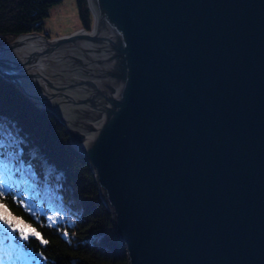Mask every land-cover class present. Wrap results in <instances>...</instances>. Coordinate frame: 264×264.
Listing matches in <instances>:
<instances>
[{
    "label": "water",
    "instance_id": "1",
    "mask_svg": "<svg viewBox=\"0 0 264 264\" xmlns=\"http://www.w3.org/2000/svg\"><path fill=\"white\" fill-rule=\"evenodd\" d=\"M87 6L90 30L0 44L35 95L0 75L84 155L126 264H264V0Z\"/></svg>",
    "mask_w": 264,
    "mask_h": 264
},
{
    "label": "trees",
    "instance_id": "2",
    "mask_svg": "<svg viewBox=\"0 0 264 264\" xmlns=\"http://www.w3.org/2000/svg\"><path fill=\"white\" fill-rule=\"evenodd\" d=\"M58 1L0 0V44L39 32ZM76 4L89 30L87 2ZM31 100L0 75V202L48 243L22 241L0 223V264H126L84 155L56 117Z\"/></svg>",
    "mask_w": 264,
    "mask_h": 264
},
{
    "label": "rangeland",
    "instance_id": "3",
    "mask_svg": "<svg viewBox=\"0 0 264 264\" xmlns=\"http://www.w3.org/2000/svg\"><path fill=\"white\" fill-rule=\"evenodd\" d=\"M40 23L41 25L39 32L46 35L48 38H56L69 35L73 31L79 28H83L81 26L76 0H59L49 8L47 16L44 17L40 21ZM23 79L16 78L13 80L17 81L20 84L22 83L21 85L26 88L28 93L35 95L32 90H36L37 87L30 84L26 86L23 83L26 82V80Z\"/></svg>",
    "mask_w": 264,
    "mask_h": 264
},
{
    "label": "bare ground",
    "instance_id": "4",
    "mask_svg": "<svg viewBox=\"0 0 264 264\" xmlns=\"http://www.w3.org/2000/svg\"><path fill=\"white\" fill-rule=\"evenodd\" d=\"M25 41L22 46L20 48H15V49H25L30 51L32 54H34L35 56H43V54H41L40 52L42 51V49L45 47V45L40 42L38 39L36 38H31L29 40H23ZM63 50H66L70 56L71 55H75L79 58L82 57V55L76 51L73 52L72 48L67 49V48H61ZM14 50V49H12ZM2 51V50H1ZM6 51V50H4ZM2 58V59H1ZM7 59V60H4ZM8 60H11L13 62V64L11 62H9ZM33 59L27 55L26 53L21 54V52L14 54V53H10V54H5V53H0V72L3 73L4 75H6L7 77H9L11 80L19 78H25V76L29 79V81L32 82H36V80H33V74L31 73H42V71L37 68L36 64H32ZM18 67L20 70H16L15 67ZM25 72V76L23 75V72ZM20 73L21 77L15 75ZM26 86H28L29 84L26 82H23Z\"/></svg>",
    "mask_w": 264,
    "mask_h": 264
},
{
    "label": "snow or ice",
    "instance_id": "5",
    "mask_svg": "<svg viewBox=\"0 0 264 264\" xmlns=\"http://www.w3.org/2000/svg\"><path fill=\"white\" fill-rule=\"evenodd\" d=\"M3 196L4 192L0 191V200H2ZM0 209H3L0 211V223L6 225L12 232L18 233L20 240L27 241L30 237H33L39 239L42 244L48 243V241L44 239L36 229L31 228L23 220L15 218L11 215L10 211L4 209L2 202H0ZM5 212L8 214L6 215ZM49 219L52 218L49 217Z\"/></svg>",
    "mask_w": 264,
    "mask_h": 264
}]
</instances>
